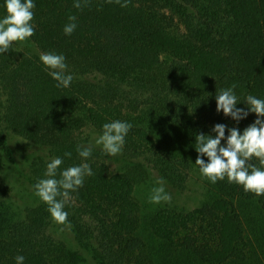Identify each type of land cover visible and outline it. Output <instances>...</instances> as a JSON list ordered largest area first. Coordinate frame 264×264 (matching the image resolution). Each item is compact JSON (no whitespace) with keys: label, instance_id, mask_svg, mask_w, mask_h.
I'll return each mask as SVG.
<instances>
[{"label":"trees","instance_id":"obj_1","mask_svg":"<svg viewBox=\"0 0 264 264\" xmlns=\"http://www.w3.org/2000/svg\"><path fill=\"white\" fill-rule=\"evenodd\" d=\"M33 3L34 35L24 49L0 54V149L33 192L55 157L63 158L58 172L88 163L93 175L70 192L67 222L58 224L35 193L24 210L11 203L0 163V264H16L17 255L23 264H264V195L227 178L209 181L194 148L195 135L215 136L217 123L227 136L256 119L217 112L215 96L235 84L236 107L246 110L247 95L264 99V0ZM70 16L77 27L65 35ZM47 52L65 57L69 87H56L39 59ZM113 120L132 127L110 156L84 130L102 133ZM10 135L46 151L17 162ZM81 145L93 146L87 159ZM160 177L171 200L152 203ZM193 177L201 195L187 207L175 196Z\"/></svg>","mask_w":264,"mask_h":264},{"label":"clouds","instance_id":"obj_2","mask_svg":"<svg viewBox=\"0 0 264 264\" xmlns=\"http://www.w3.org/2000/svg\"><path fill=\"white\" fill-rule=\"evenodd\" d=\"M112 3L113 0H107ZM129 0H115L121 7H127ZM88 0H74L73 6L81 9ZM6 15L0 19V54L7 52L13 42H23L34 35L31 21L34 18L33 0H4ZM70 23L63 28L65 35H71L77 27L75 16H70ZM40 61L49 70V75L57 81L56 87H69L73 76L66 73L67 64L62 54L54 52L41 53ZM214 79V78H213ZM231 87L219 90L216 93V111L223 112L225 116L235 121H240L255 113L256 119L241 132L235 127L227 129L226 125L217 123L211 131L215 136L199 133L195 135V150L198 153L195 164L202 176L212 183L227 178L229 183H236L243 187L245 192L254 193L256 196L264 195V99L247 95L243 102L245 108L236 107L240 102ZM132 125L125 121L113 120L102 126V133L95 139V145L107 155L115 156L121 153L125 137ZM224 141L222 144L221 141ZM92 145L78 146L77 152L81 158L87 159L92 154ZM70 157L71 153L66 152ZM207 157V162L202 159ZM258 160L259 166L251 163ZM63 158L55 157L46 164L44 177L34 184V193L48 206V211L55 223L65 224L68 213L64 210L70 192L83 186L84 178L93 175L88 163L70 166L60 170ZM165 180L160 177L156 180L158 187L152 189L150 202H170L171 196L165 192ZM59 197V199H58ZM24 256L15 257L16 264H23Z\"/></svg>","mask_w":264,"mask_h":264},{"label":"rangeland","instance_id":"obj_3","mask_svg":"<svg viewBox=\"0 0 264 264\" xmlns=\"http://www.w3.org/2000/svg\"><path fill=\"white\" fill-rule=\"evenodd\" d=\"M0 19H2L0 17ZM13 47L22 50L25 48L26 40L23 42L17 41L13 42ZM85 135H87L91 143L95 144V139L101 134L93 130L90 127H86L84 130ZM12 150L16 154L17 162L22 164L27 163L30 160L31 151L38 153V150L45 153L46 149H37L30 146V142L23 140L19 137L11 136ZM31 150V151H30ZM0 163L3 166V177L6 183L10 186V201L18 209L24 210L26 206L35 203V195L32 188L25 182L24 176L17 171L7 156L0 149ZM108 166L111 170H115L117 167V162L113 159L108 160ZM201 195V187L198 181L193 177L190 181L188 187L181 193L175 196L176 202L185 205L187 207H193L197 205L198 200ZM53 232L58 236L66 235L62 230L58 229L56 226L52 227ZM86 264V263H85ZM87 264H91L88 263Z\"/></svg>","mask_w":264,"mask_h":264}]
</instances>
